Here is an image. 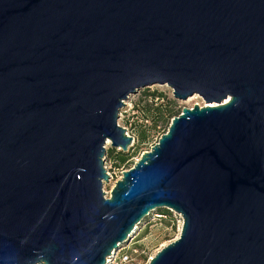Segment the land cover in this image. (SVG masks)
<instances>
[{
    "label": "water",
    "instance_id": "95a60500",
    "mask_svg": "<svg viewBox=\"0 0 264 264\" xmlns=\"http://www.w3.org/2000/svg\"><path fill=\"white\" fill-rule=\"evenodd\" d=\"M195 94L110 181L125 100ZM158 208L149 264H264V0H0V264H107Z\"/></svg>",
    "mask_w": 264,
    "mask_h": 264
},
{
    "label": "rangeland",
    "instance_id": "374dc122",
    "mask_svg": "<svg viewBox=\"0 0 264 264\" xmlns=\"http://www.w3.org/2000/svg\"><path fill=\"white\" fill-rule=\"evenodd\" d=\"M152 93H162V95H159V99H155ZM125 103L120 111L119 124L127 129V134L132 136L133 140L127 150H121L128 156V159L119 167L116 166L114 158H110L108 154L112 149H120L113 147L110 140L106 144L105 167L110 175V181L104 182L103 189L107 197H110L112 189L116 182L122 178L123 172L134 166L141 155L145 151L151 150L162 134L167 132L173 118L167 125L160 121L158 126H155L154 122L158 118V110L156 109L158 104L162 105L164 109L173 107L181 112L184 107L206 104L205 100L198 94L190 96L186 100L175 98L172 88L167 84H155L142 88L137 93L130 95ZM149 104L154 106L150 108ZM143 133L147 134L146 139L142 137ZM159 209L164 208H158L146 216L138 224L131 239L124 245L129 252L137 254L139 264H149L151 258L158 251L176 240L181 234L184 222L181 214L170 209L171 216L166 217L159 213L161 212Z\"/></svg>",
    "mask_w": 264,
    "mask_h": 264
},
{
    "label": "trees",
    "instance_id": "16d2710c",
    "mask_svg": "<svg viewBox=\"0 0 264 264\" xmlns=\"http://www.w3.org/2000/svg\"><path fill=\"white\" fill-rule=\"evenodd\" d=\"M153 96H155V99H159V95H162V93H152ZM157 96V97H156ZM154 98V97H153ZM154 102V101H153ZM150 108L153 107V104H149ZM156 109L158 110V118L155 120L154 124L155 126H158L159 122H163L164 124H169L171 119L177 115L180 114V110H176L173 107H170L169 109H164V107L160 104L157 105ZM142 137L144 139L147 138V134L143 133ZM110 158H114L116 166H121L123 165L127 159L128 156L121 150L117 149H112L110 151V154H108ZM161 214L165 215L166 217L171 216V211L170 209L164 208V209H159Z\"/></svg>",
    "mask_w": 264,
    "mask_h": 264
},
{
    "label": "built area",
    "instance_id": "2783aa9c",
    "mask_svg": "<svg viewBox=\"0 0 264 264\" xmlns=\"http://www.w3.org/2000/svg\"><path fill=\"white\" fill-rule=\"evenodd\" d=\"M125 248L124 246L120 247L111 257H108L107 264H139L137 254L129 252Z\"/></svg>",
    "mask_w": 264,
    "mask_h": 264
}]
</instances>
